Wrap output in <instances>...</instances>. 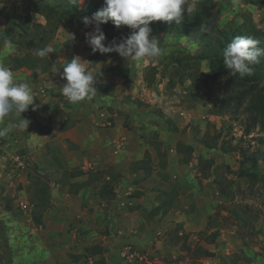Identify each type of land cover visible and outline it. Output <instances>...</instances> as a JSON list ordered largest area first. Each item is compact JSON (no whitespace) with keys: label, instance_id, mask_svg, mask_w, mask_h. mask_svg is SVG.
Listing matches in <instances>:
<instances>
[{"label":"crops","instance_id":"0c3cea01","mask_svg":"<svg viewBox=\"0 0 264 264\" xmlns=\"http://www.w3.org/2000/svg\"><path fill=\"white\" fill-rule=\"evenodd\" d=\"M35 1L0 0V66L9 68L14 81L27 83L36 96L33 105L21 114V118L32 121L29 127L24 131L13 128L0 138V181L7 190L15 186L26 188L29 181L25 170L31 163L47 175L49 204L44 209L42 224L36 227H46L51 233L45 239L50 251L67 253L71 264H80L86 257L93 264H133L121 256L127 243L146 254L145 261L139 264H188L189 258L183 255L187 253L185 246L194 247L190 245L189 232L206 229L213 210H205L199 201L198 197L203 195L199 178L186 165L187 161L178 162L170 155L161 159L150 135L159 132L157 140L163 142L165 127L158 116L135 111L126 103L135 96L129 97L132 88L125 83L128 66L121 72L117 61L108 56L93 63L86 57L89 45L85 34L92 27L71 29L63 23L59 25L52 39L53 53L59 62L48 71L31 70L13 61L22 23L27 19L42 25L49 23L44 13L34 11ZM53 1L48 0L51 4ZM84 2L76 4L77 8L91 7ZM96 2L90 10L100 9L104 0ZM108 25H102L103 31ZM126 29L129 27L122 25L116 33L120 35ZM163 30L150 36L158 37ZM180 33L183 34L176 32ZM62 35L65 37L59 40ZM64 40H71L72 45L62 46ZM74 56L88 63L86 67L99 69V73H94L95 81L111 82L113 91L105 94L97 90L91 101L69 104L60 92L66 83L61 74L62 66ZM113 65L114 71L110 68L106 72ZM144 96L151 98L148 92ZM153 100L156 98L149 99ZM183 112L184 117L178 111L175 116L190 121L191 113ZM17 120L14 114L5 117L0 128ZM105 121L111 125L100 126ZM163 146L172 147L171 143ZM16 158L24 162V170L14 169ZM110 179L111 194L103 193L102 187ZM103 208L109 210L108 216ZM81 212H87L86 218ZM69 224L79 228L77 238L70 234ZM101 232H107L108 238L103 239ZM181 255L186 259L182 260Z\"/></svg>","mask_w":264,"mask_h":264},{"label":"rangeland","instance_id":"374dc122","mask_svg":"<svg viewBox=\"0 0 264 264\" xmlns=\"http://www.w3.org/2000/svg\"><path fill=\"white\" fill-rule=\"evenodd\" d=\"M86 1L94 6L99 0ZM215 1L219 3L210 9L211 22L218 26L226 22L230 26L235 23L236 26L242 24L243 19L247 20L245 23L250 22L260 31L256 39L264 45V9H258L246 0ZM54 2L66 5L68 0H54L52 3ZM190 3L194 7L193 0ZM129 30L131 29L120 31V36H129ZM64 37L62 35L58 39ZM156 38L161 42L162 49L158 58L139 61L124 59L128 66L125 83L132 88L129 97L135 95L127 99L126 103L133 106L135 111H147L161 119L165 127L163 142L157 140L159 132L150 135V139L158 146L161 159L170 155L177 158L178 162L187 161L186 165L193 169L192 173L199 178V186L202 187L203 195L198 197L199 201L205 210L213 208L207 218L210 228L190 231V245L197 246L201 241V246L205 247L202 239L210 231L219 229L220 233L215 243L208 244L211 249L205 247L214 253L213 256L197 257L190 252L183 255L189 258L188 264H264V162L258 158L253 164L252 160L253 153L264 149V123L251 128L248 126L255 111L264 112L262 107L260 110L251 108V104L256 103L258 90L248 92L239 104L232 101L228 109L223 110L228 112L210 114L213 107L211 108L208 100V93L213 94L218 106L222 97L229 93L238 94L247 86L233 83L227 90H216L210 82L195 76L196 71L205 74L210 71L208 61L191 59L192 55L201 50L196 41L181 33L177 35L170 27L165 28ZM52 39L48 46L55 49ZM78 40L80 41L79 37ZM61 45L69 47L72 41L64 40ZM80 46L85 49L82 42ZM86 48L89 51L88 55L86 52L85 54L89 58L92 51L90 46ZM56 55L51 53L50 56L57 65L59 60ZM110 68L114 71L113 65L106 72ZM221 74L224 83L225 77H230V73ZM146 92L156 100L150 102L151 98L144 96ZM177 111L191 113V120L186 122L177 118ZM164 115L172 121L175 130L164 121ZM175 119L180 123L177 124ZM163 143H171L172 147L163 146ZM208 161H212L210 166ZM25 176L29 181L26 188L15 186L13 190H7L4 182L0 181V264H71L67 253L61 255L50 251L45 239L51 233L46 231V227H36L42 224L44 212V205H39V201L46 198V195L35 191L38 186L43 185L50 196L47 175L31 163L26 167ZM19 197L32 204L30 213H23L18 209L16 200ZM80 214L84 219L87 212ZM104 215H109L108 209H104ZM69 225L70 234L77 238L79 228ZM99 234L103 239L108 238L107 232ZM183 255L181 259L185 260ZM80 264L93 262L86 257L82 258Z\"/></svg>","mask_w":264,"mask_h":264},{"label":"trees","instance_id":"16d2710c","mask_svg":"<svg viewBox=\"0 0 264 264\" xmlns=\"http://www.w3.org/2000/svg\"><path fill=\"white\" fill-rule=\"evenodd\" d=\"M249 4L256 6L258 9H264V0H246ZM194 7L191 15L185 14V19L182 21L181 25H176L174 22L166 23L162 21H154L149 26L152 29L150 35H158L161 30L164 28L170 27L176 32H182L185 37H189L192 40L198 43L197 45L201 48L200 51L191 56L192 60L195 61H208L210 71L208 74L202 72H195V76L198 79H204L216 89V90H227L231 88V85L235 83L236 85L247 86L246 89H241L238 94H227L225 97H222L219 100V105L216 106L217 102L212 97V93H208L207 97L211 103V108L213 107L210 114L218 115L220 113H226L228 111H223L228 109L232 101H235L236 104L241 103V100L246 96V94L254 89L258 90V93L255 96V102L251 104V108L261 109L264 108V56L260 58V63L254 65L252 75H246L241 78L238 74L236 76L230 75V77H225L224 83H222V72L228 74L229 70L226 69L223 65L222 50L231 42V40L236 36H250L256 39L260 35V31L257 30L254 25L247 20L242 21V24L235 23L233 26H230L229 22H226L222 26H218L211 22L210 9L218 5V1L215 0H193ZM33 9L36 12L44 13L47 22L46 25L40 23L32 22L30 19L25 20L21 25V32L18 35V40L15 42L16 49L15 54L13 55V61L19 66L29 68L31 70H42L48 71L53 68L55 63L51 59V53L46 57H38L35 55L37 49H42L48 46L49 41L52 39L55 29L61 25L69 26L71 29H76L82 27L84 24L81 20L83 16L91 17L99 9H92L88 7L87 9H79L76 4L61 5L57 3H49L48 0H37L33 5ZM245 15V14H244ZM105 28L104 33L106 40L103 42L108 46L113 38H117V41L121 37L116 33L117 29L111 22ZM241 25V26H240ZM121 27V26H120ZM203 28V30H202ZM259 48L264 50V45L259 44ZM18 53V54H17ZM93 54V55H92ZM95 54V55H94ZM90 61L96 62L98 59H104L106 56L116 60L119 64V70L124 71L126 68V61L124 58L120 57L117 53H105L101 54L99 52L91 53ZM125 76L127 72L124 73ZM94 87L96 90H103L105 94H108L109 91H113V84L111 82H102L94 81ZM255 93V94H256ZM260 102V103H259ZM250 107V106H249ZM251 123L248 125L250 128L258 124L263 125L264 123V112L255 111ZM162 116V115H160ZM164 121L172 127L174 130L176 127L173 125L172 121L164 115ZM204 143V142H203ZM207 145L206 143H204ZM233 148V147H232ZM226 151H229L225 148ZM224 150V149H223ZM235 150V148H234ZM261 156V157H260ZM261 158L264 162V149L257 150L252 155L253 164H255ZM208 166L212 164V161L207 162ZM113 179L107 181V183L102 187L103 193L106 191L111 194L112 185L111 182ZM48 187V183H47ZM35 193L46 195V198H42L39 201V205H44L45 209L49 204L50 196L47 195L48 191L44 189V186H38ZM102 195V190L101 194ZM104 195V194H103ZM38 205V203H37ZM210 228L209 225L206 227ZM219 229H214L210 231L204 238V242L207 244L215 243L216 239L219 237ZM187 253L190 252L192 256H205L211 257L214 255L213 252L209 251L207 248L202 247L201 245L194 246L190 248L185 246Z\"/></svg>","mask_w":264,"mask_h":264},{"label":"clouds","instance_id":"9594fccd","mask_svg":"<svg viewBox=\"0 0 264 264\" xmlns=\"http://www.w3.org/2000/svg\"><path fill=\"white\" fill-rule=\"evenodd\" d=\"M68 3L82 4L84 0H68ZM193 12L190 0H104L103 6L91 17L83 16L81 20L86 28L93 30L86 32L85 39L92 53H117L125 60L139 61L142 59H156L162 54L161 42L150 36V24L154 21L166 23L174 22L181 25ZM111 22L117 29L128 26L133 31L129 36L113 38L106 46L102 25ZM203 30V28H202ZM261 41L250 36H236L222 50L223 65L230 75L237 74L243 78L252 75L254 65L260 63L264 50L258 47ZM51 46L37 49L35 55L46 57L53 53ZM81 57L74 56L63 67L62 79L66 81L60 92L67 98L69 104H76L85 100L91 101L97 93L94 87L96 79L94 73L99 69L86 67ZM33 89L24 82L17 83L9 68L0 66V121L14 114L18 120L6 127L0 128V138L5 137L13 128L26 130L32 122L28 118H21V114L28 111L34 101ZM36 108L33 107V111Z\"/></svg>","mask_w":264,"mask_h":264},{"label":"built area","instance_id":"2783aa9c","mask_svg":"<svg viewBox=\"0 0 264 264\" xmlns=\"http://www.w3.org/2000/svg\"><path fill=\"white\" fill-rule=\"evenodd\" d=\"M178 115L184 117V112L178 111ZM110 125L111 123L108 121H105L104 123H100V126L109 127ZM14 169H16L17 171L24 170L25 169L24 162L19 158L14 159ZM16 205L18 209L23 213H30L33 209L32 204H30L29 202L23 199H17ZM121 256L129 263L139 264L145 261L146 254L142 250L136 248L132 243H127L122 248Z\"/></svg>","mask_w":264,"mask_h":264}]
</instances>
